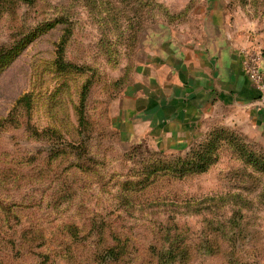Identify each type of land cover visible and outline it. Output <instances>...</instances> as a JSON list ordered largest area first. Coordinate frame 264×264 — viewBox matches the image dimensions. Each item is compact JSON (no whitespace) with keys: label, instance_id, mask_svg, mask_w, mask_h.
<instances>
[{"label":"rangeland","instance_id":"374dc122","mask_svg":"<svg viewBox=\"0 0 264 264\" xmlns=\"http://www.w3.org/2000/svg\"><path fill=\"white\" fill-rule=\"evenodd\" d=\"M192 7L264 25V0H0V264L264 263L246 110L169 144L120 126L144 30L199 25Z\"/></svg>","mask_w":264,"mask_h":264},{"label":"crops","instance_id":"0c3cea01","mask_svg":"<svg viewBox=\"0 0 264 264\" xmlns=\"http://www.w3.org/2000/svg\"><path fill=\"white\" fill-rule=\"evenodd\" d=\"M196 8L191 9L199 25H148L144 30L152 37H141L135 83L121 101L126 137L148 133L172 143L173 135L192 133L208 109L218 105L242 107L251 125L264 129V102L244 74L241 54L253 45L264 52V25H253L260 30L254 32L230 25L221 13L213 16L212 7L203 13L193 12Z\"/></svg>","mask_w":264,"mask_h":264},{"label":"built area","instance_id":"2783aa9c","mask_svg":"<svg viewBox=\"0 0 264 264\" xmlns=\"http://www.w3.org/2000/svg\"><path fill=\"white\" fill-rule=\"evenodd\" d=\"M243 56V71L251 87L258 92V100L264 102V73L263 60L264 52L253 45L241 50Z\"/></svg>","mask_w":264,"mask_h":264},{"label":"trees","instance_id":"16d2710c","mask_svg":"<svg viewBox=\"0 0 264 264\" xmlns=\"http://www.w3.org/2000/svg\"><path fill=\"white\" fill-rule=\"evenodd\" d=\"M60 66H63V68H64V65H60Z\"/></svg>","mask_w":264,"mask_h":264},{"label":"bare ground","instance_id":"6f19581e","mask_svg":"<svg viewBox=\"0 0 264 264\" xmlns=\"http://www.w3.org/2000/svg\"><path fill=\"white\" fill-rule=\"evenodd\" d=\"M258 93V92H257Z\"/></svg>","mask_w":264,"mask_h":264}]
</instances>
